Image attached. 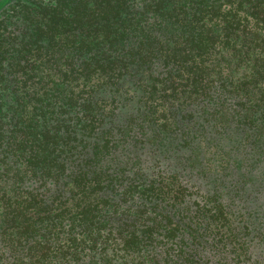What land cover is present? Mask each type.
I'll return each instance as SVG.
<instances>
[{
	"label": "trees",
	"instance_id": "trees-1",
	"mask_svg": "<svg viewBox=\"0 0 264 264\" xmlns=\"http://www.w3.org/2000/svg\"><path fill=\"white\" fill-rule=\"evenodd\" d=\"M0 264H264V0H0Z\"/></svg>",
	"mask_w": 264,
	"mask_h": 264
}]
</instances>
